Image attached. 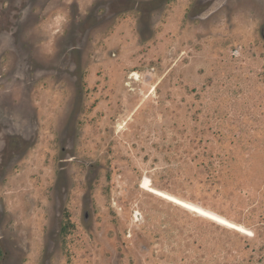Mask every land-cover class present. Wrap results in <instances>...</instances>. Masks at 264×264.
Returning a JSON list of instances; mask_svg holds the SVG:
<instances>
[{
    "label": "rangeland",
    "instance_id": "rangeland-1",
    "mask_svg": "<svg viewBox=\"0 0 264 264\" xmlns=\"http://www.w3.org/2000/svg\"><path fill=\"white\" fill-rule=\"evenodd\" d=\"M220 1L40 2L43 76L0 67V264H264V0Z\"/></svg>",
    "mask_w": 264,
    "mask_h": 264
},
{
    "label": "flooded vegetation",
    "instance_id": "flooded-vegetation-1",
    "mask_svg": "<svg viewBox=\"0 0 264 264\" xmlns=\"http://www.w3.org/2000/svg\"><path fill=\"white\" fill-rule=\"evenodd\" d=\"M44 0H0V67L4 63L10 65L15 61V70L18 77L30 79L31 72L40 79L43 76V67L39 62L35 64L33 57L26 50L28 22L31 17L37 21L43 19V9L39 4ZM217 0H202L197 17L204 16ZM109 2L107 10L103 14L106 19L125 10V7ZM77 35H81V30H77ZM73 49V47H72ZM38 75V77H37ZM3 74L0 73V79ZM18 132L9 121L0 114V169H4L10 164L20 147Z\"/></svg>",
    "mask_w": 264,
    "mask_h": 264
},
{
    "label": "water",
    "instance_id": "water-1",
    "mask_svg": "<svg viewBox=\"0 0 264 264\" xmlns=\"http://www.w3.org/2000/svg\"><path fill=\"white\" fill-rule=\"evenodd\" d=\"M226 1H227V0H221V1L219 2L218 7H221L222 5H224ZM86 218H87V217H86Z\"/></svg>",
    "mask_w": 264,
    "mask_h": 264
},
{
    "label": "built area",
    "instance_id": "built-area-1",
    "mask_svg": "<svg viewBox=\"0 0 264 264\" xmlns=\"http://www.w3.org/2000/svg\"><path fill=\"white\" fill-rule=\"evenodd\" d=\"M240 54V51L239 50H235L234 52H233V55H235V56H237V55H239Z\"/></svg>",
    "mask_w": 264,
    "mask_h": 264
}]
</instances>
